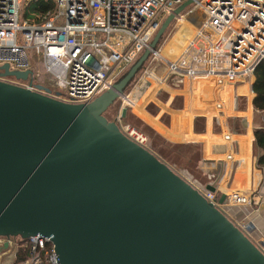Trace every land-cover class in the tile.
Instances as JSON below:
<instances>
[{"label":"water","instance_id":"water-1","mask_svg":"<svg viewBox=\"0 0 264 264\" xmlns=\"http://www.w3.org/2000/svg\"><path fill=\"white\" fill-rule=\"evenodd\" d=\"M192 3L170 13L87 103L52 96L32 69L0 66V237H50L58 264H264V251L230 217L105 114Z\"/></svg>","mask_w":264,"mask_h":264},{"label":"built area","instance_id":"built-area-1","mask_svg":"<svg viewBox=\"0 0 264 264\" xmlns=\"http://www.w3.org/2000/svg\"><path fill=\"white\" fill-rule=\"evenodd\" d=\"M28 1L32 0H0V66L32 69L36 84L41 72L32 65L30 55H41L49 80L59 88L50 87V94L72 103H87L112 86L149 46L163 19L186 0H53L52 10L42 17L33 14V19L23 12ZM190 6L202 11L199 31L173 60L164 58L160 49L149 59L163 60L167 67L160 82H182L186 76L236 82L252 75L264 61V0H193ZM144 69L136 88L149 78L158 80L147 66ZM3 80L35 89L28 80ZM116 121L127 137L151 150L144 132L124 123L121 116ZM190 183L228 217L230 204L250 202L234 192L220 203L215 192ZM235 223L247 234L243 223ZM5 244L14 250L10 264H58L50 237H0V248ZM24 252L25 260L16 263L18 254Z\"/></svg>","mask_w":264,"mask_h":264},{"label":"crops","instance_id":"crops-1","mask_svg":"<svg viewBox=\"0 0 264 264\" xmlns=\"http://www.w3.org/2000/svg\"><path fill=\"white\" fill-rule=\"evenodd\" d=\"M191 35L185 37L182 48ZM178 48L175 46L173 50ZM194 79H204L203 84L197 86L198 80ZM160 80L154 81L156 84L152 88L156 91L153 95L156 98V93L162 89L167 94L166 102L158 103L162 113L168 114L167 126L161 128L158 125L160 120L157 115H146V120L156 130L167 127L170 140L193 141L200 145L198 168L204 180L200 181L201 187H215L218 200L224 193L226 201L228 195L234 192L250 200L242 205L230 204L227 213L233 221L245 225L248 236L264 251V164L259 162L262 151L257 147L255 136L256 129L264 128V111L254 105V73L236 82H220L214 76L190 77L184 79L185 82L179 87L172 79L160 86ZM150 82L151 79L146 81L148 86ZM177 98L180 99V107L173 109ZM199 98L209 101L211 106L200 110V113L187 114L193 99L199 101ZM195 105L196 109L198 106ZM227 136L230 138L227 139ZM4 246L1 256L9 249L13 251ZM10 257L12 263L14 251Z\"/></svg>","mask_w":264,"mask_h":264},{"label":"rangeland","instance_id":"rangeland-1","mask_svg":"<svg viewBox=\"0 0 264 264\" xmlns=\"http://www.w3.org/2000/svg\"><path fill=\"white\" fill-rule=\"evenodd\" d=\"M37 6L38 4L36 0L28 1L23 4V8H24L23 12L27 19H33V14L34 16L39 14V13L37 14L36 12ZM192 9L193 7L189 6L180 15L189 17L191 13L195 11H199V9H196L194 11ZM165 19L166 17L163 19V21ZM188 32H189L188 29L181 27L180 21L178 19H175L166 30L164 37L159 45L161 55L164 58H170L172 60L178 57V55L183 49L182 48L184 45L183 43L186 40L185 37L191 35V34L188 35ZM182 34L185 40L182 39V43H181L179 42V40H181L179 38L182 37ZM175 46L179 47L178 50L176 51L173 50ZM30 60L32 65L37 68V71L41 72V75L37 78V82L46 84L47 86L51 87L54 91L59 90V88L56 87L49 80L50 76L49 74H47L45 70L44 62L41 55L34 53L30 55ZM146 66L148 67V69L153 71L155 76H157V79L164 77L167 73L166 72L167 67L163 62V60H160L158 62H154V60H148L144 68ZM144 68L139 71L133 83H131L130 86L126 89L124 95L119 97L115 101V103L107 110L105 114L110 120L117 119V117L121 116L122 121L124 123L130 124L136 127L137 129L141 130L142 132H144L149 138L151 150L155 152L158 155V157H160L162 160L167 162L177 173L185 177L188 181L196 184L197 186H201L200 181L201 180L204 181V180L202 179L200 174V169L198 168V162H200V158H201L200 145L196 144L193 141L185 142V141L170 140L167 137V129H166L167 127L159 131L153 127L150 121L149 123L146 120L147 119L146 115H153V116L157 115L160 120V123H158V125H160L161 128H164L163 125L167 126L168 114L162 113V109L160 108V106H158V103H161V101L166 102L167 94L164 92V90L162 89L161 91L157 92L156 98L153 95L156 89L152 88L151 85L153 86V84L154 85L156 84L154 82L156 81L155 78H149L152 81V83L150 82L149 86L146 83V81H144V84L139 86V88H136L141 78L145 75L146 69ZM186 78L190 79L189 76L184 77V79ZM194 81L198 82L197 86H201V84H203L202 81H204V79H194ZM184 82L185 80H183L182 82L177 81V85L175 86L179 87ZM165 83L166 82H161L160 86L165 85ZM131 96L132 98H130ZM127 98H129L132 102H130V100H128ZM194 105L198 107L195 109ZM172 106L173 109L179 108L180 99L177 98ZM207 106H211L209 101H203L200 98L199 101L198 100L194 101L193 99V105H190V108L187 110V114L191 115V114L200 113L199 111L205 110V107ZM199 107H201V109H198ZM124 108L127 109V113L125 117H123ZM120 111L122 115H118ZM13 251L9 249L5 255L3 256L0 255V259H1L0 264H2L3 262L11 263L10 256L11 253H13Z\"/></svg>","mask_w":264,"mask_h":264},{"label":"trees","instance_id":"trees-1","mask_svg":"<svg viewBox=\"0 0 264 264\" xmlns=\"http://www.w3.org/2000/svg\"><path fill=\"white\" fill-rule=\"evenodd\" d=\"M35 1V0H34ZM37 1V14L42 17L48 10H52L54 3L53 0H36ZM38 18V17H37ZM255 82L254 91L256 93L254 98V105L257 109L264 111V61H262L254 71ZM256 144L262 151V155L259 158L260 164H264V128L256 129ZM27 257L26 253H19L15 262L20 263Z\"/></svg>","mask_w":264,"mask_h":264},{"label":"bare ground","instance_id":"bare-ground-1","mask_svg":"<svg viewBox=\"0 0 264 264\" xmlns=\"http://www.w3.org/2000/svg\"><path fill=\"white\" fill-rule=\"evenodd\" d=\"M202 19H203V16H201V11L199 10V11L191 13L189 17L182 15L179 17L178 20L180 21L181 27L187 28L189 31L188 33L193 35L194 33H197L199 31L200 28L198 27V24H200L199 21H201ZM179 39H181L180 41L184 39L183 34H182V37Z\"/></svg>","mask_w":264,"mask_h":264},{"label":"flooded vegetation","instance_id":"flooded-vegetation-1","mask_svg":"<svg viewBox=\"0 0 264 264\" xmlns=\"http://www.w3.org/2000/svg\"><path fill=\"white\" fill-rule=\"evenodd\" d=\"M3 251H4V250H3ZM3 251H2V252H3Z\"/></svg>","mask_w":264,"mask_h":264}]
</instances>
